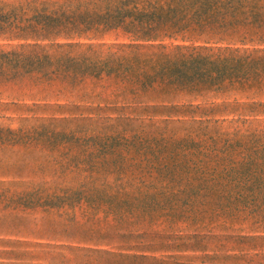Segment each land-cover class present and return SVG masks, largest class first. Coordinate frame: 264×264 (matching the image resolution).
Wrapping results in <instances>:
<instances>
[{"label": "rangeland", "instance_id": "374dc122", "mask_svg": "<svg viewBox=\"0 0 264 264\" xmlns=\"http://www.w3.org/2000/svg\"><path fill=\"white\" fill-rule=\"evenodd\" d=\"M206 32L0 35V264H264V83L180 84L161 64L260 54L264 39ZM34 41L48 71L102 68L12 69L5 52Z\"/></svg>", "mask_w": 264, "mask_h": 264}, {"label": "trees", "instance_id": "16d2710c", "mask_svg": "<svg viewBox=\"0 0 264 264\" xmlns=\"http://www.w3.org/2000/svg\"><path fill=\"white\" fill-rule=\"evenodd\" d=\"M69 12L47 9H32L29 16L23 15L25 7L0 4V35L34 39L24 30L44 33L45 36L60 33L80 34L92 30L122 28L125 33L144 40H158L182 33L206 32L212 35L227 34L242 39H264V0H83L73 5L66 0ZM7 35V36H9ZM250 35V36H249ZM24 36V37H23ZM37 36V37H38ZM249 36V38H246ZM38 41L20 43L5 52L8 63L28 71L83 76L100 70L101 63H88L86 58L75 65L69 58H58L55 67L48 71L50 55L42 50ZM201 60V63L195 62ZM193 66L161 63L168 68L171 80L180 84L212 85L227 79H238L241 83H264V51L260 54L196 56ZM169 65V66H168Z\"/></svg>", "mask_w": 264, "mask_h": 264}]
</instances>
